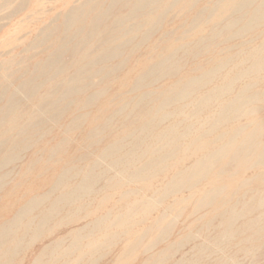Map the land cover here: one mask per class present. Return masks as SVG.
Segmentation results:
<instances>
[{
  "label": "bare ground",
  "instance_id": "1",
  "mask_svg": "<svg viewBox=\"0 0 264 264\" xmlns=\"http://www.w3.org/2000/svg\"><path fill=\"white\" fill-rule=\"evenodd\" d=\"M176 1L91 0L65 18L61 28L45 36L43 41L50 42V48L44 59L31 69L34 77L22 84L18 92L20 95L7 94L8 89L0 87V103H4L0 107V189L6 183L5 178L13 174V170L8 169L21 160L27 148L41 141L48 132L46 129L49 126H46L49 123H58L68 111V108H61V102L89 92L93 94L87 97L84 108L95 106L107 91L99 92L95 88L103 81L108 82L111 76L123 72L127 62L114 67L107 64L127 53L131 56L147 43ZM217 10L215 7L209 12L204 8L189 26L184 24L183 27H190L193 31L198 22H207V18L215 16ZM205 11L208 17L202 16ZM231 11L232 16L224 22H213V31L190 42L189 47L181 46L170 53L162 49V53L158 54L161 58L159 62L157 59V63H147L148 66H142L141 72H134L136 78L131 93H139L164 78L177 77L185 70L193 50L204 52L212 47L211 44L219 43L223 36H229L228 42L246 36H251L250 40L237 46V52L218 68L179 79L161 93H141L131 103H125L124 107L120 105L122 108L119 111L120 106L117 105L118 112L115 111L102 125L93 126L86 136L88 139L113 135L112 138L117 137L116 141L104 146L97 156L91 153L94 160L88 154L79 156L78 162L91 161H85V166L82 163L76 168L67 169L66 166L49 192L28 200L14 218L0 228V264H17V257L36 239L52 234L55 228L91 215L87 211L91 204L98 202L99 208L101 202L115 192L118 194L123 187L135 183L140 190L131 193H140L139 201L127 203L118 211L109 212L75 229L64 239L55 241L35 263L52 264L51 259L59 256L55 260L58 263L61 258L75 256L77 264H94L99 259V253L101 255L103 250L127 234L125 230L129 224L142 223L137 220H144L163 200L189 190L187 188L195 180H204L208 171L218 168V174L225 175L226 161L237 162L231 166L233 169L249 170L264 166V121H250L253 108L264 103V0H245L234 5ZM133 20H143L149 30L145 32L138 25L130 27L129 23ZM107 29H111V33L107 40L102 41ZM122 35L127 40L120 45L117 40ZM164 37L172 35L164 34ZM98 40L102 41L101 45L94 48L93 43ZM200 54L194 56L192 63ZM65 56L71 58L70 63L64 62ZM51 73L55 78L45 80V76ZM100 75H103L101 81L88 83V80ZM44 86L45 93L39 95L38 91ZM62 88L66 92L59 98ZM56 95L57 100L54 99ZM29 102L35 104L31 106ZM87 116L74 118L66 127L79 129ZM115 123L120 128L132 127V130L114 134L117 131H113ZM8 133L13 137L5 140ZM97 141H93V146L99 145ZM54 156L50 155L48 159ZM179 156L195 161L182 167L184 170L176 176L169 180L166 178L167 182L160 188L152 187L159 176L175 170L180 163ZM147 180L151 183L143 188L137 184L144 185ZM244 186L251 187L252 184L246 182ZM259 189H246L249 194L241 196L234 207L218 217L223 223L213 226H222L224 231L208 239L209 243L198 245L189 259L176 264H242L243 259L253 260L249 264H258L256 260L261 251L264 262V190ZM151 191L152 195L148 196ZM220 192L221 189L212 197H206L214 201ZM147 196L150 199H144ZM99 197L104 199L99 201ZM121 198H125L124 193H121ZM254 212L256 214L252 216ZM209 226L212 225L204 228L210 231ZM187 239L190 242L194 238ZM67 242L71 243L67 245ZM76 263L64 261L61 264Z\"/></svg>",
  "mask_w": 264,
  "mask_h": 264
},
{
  "label": "rangeland",
  "instance_id": "2",
  "mask_svg": "<svg viewBox=\"0 0 264 264\" xmlns=\"http://www.w3.org/2000/svg\"><path fill=\"white\" fill-rule=\"evenodd\" d=\"M90 1L91 0H0V87L7 88V94H19V88L22 84L30 81L34 77L31 73V69L44 59L45 53L50 48V42H46V40L45 42L43 41L45 36L61 28L65 18L73 11L81 9ZM166 1L168 2V0ZM221 1L177 0L173 4L172 9L165 15L166 17L162 19V25L158 28L156 34H154L147 43H144L143 46L135 52L136 54L134 53L132 54L133 56H129L127 53L107 64V66L114 67L127 62L123 72L111 76L112 78H110L108 82L103 81L102 84L100 83V86L95 88V90L97 89L99 92H103L107 89L105 92L106 94H103L101 98H99L95 106L84 108L87 97L93 94L89 92L85 94L86 97L84 95L81 97L73 96L61 102L62 109L68 108V111L64 114L62 119L58 123H49L46 126V128L49 127L46 129L48 132L43 137L44 139L42 138L41 141L39 140L34 147L27 148L28 150L22 154L21 160H18L12 168L10 167L8 169L13 170V174L10 178H8L9 176L6 178L4 176L6 183L0 189V228L9 222V220L11 221L20 211V208L27 204L28 200L34 196L36 197L40 194L49 192L66 166L67 169L76 168L83 165L82 163H84L83 166H85L92 158L93 160L95 159L93 156H90L91 153H96L94 156H97L98 152L105 148L104 146L107 147L112 144V142L114 143V141H116L117 137L115 136L116 138H112L113 135L106 138L101 137L103 139H88L86 136L96 125H102L106 119L113 116L120 108L131 103L135 96L141 93H161L169 86L175 84L176 81H179V79L193 77L202 72L207 73L212 69L218 68L226 62L227 58L233 56L237 52V46H241L243 43L250 40L251 36H246L245 38L228 42L229 36H223L219 39V43L211 44L212 47L204 52L193 50L190 54L191 57H188V62L184 68L185 70L177 77L164 78L156 85L144 89L139 93H131L136 78L134 72H138L139 70L141 72L142 66H148L149 63H157V59L159 62L161 58H159L158 54L160 52L162 53V49L170 53L181 46H186V48L189 47L188 45L190 42H195L213 31L211 25L213 22H224L229 16H232V7L245 0ZM215 7L218 9L215 16L207 18V22H198L195 30L190 31V27H183L184 24L189 26L191 22H193L192 20L199 14L200 10L207 8L210 12V10ZM202 16L208 17L209 14L205 11ZM134 25L142 27L145 32L149 30L148 27L145 26L143 20H133L129 23L130 27ZM110 33L111 29H107L104 32V39L102 41L107 40ZM164 34H171L172 37H164ZM126 40L127 37L122 35L118 38L117 42L123 45ZM102 41H94V48L100 46ZM197 53L201 54L192 63ZM64 62L66 64L70 63L71 58L65 56ZM198 70L199 72H196ZM105 72L107 71L105 70ZM70 75L71 74H69V76ZM54 78L55 76L52 73L45 76V80ZM56 78H58V76ZM102 79L103 75H100L88 80V83L92 84ZM122 79L129 84L126 82V85L125 81H122ZM117 80L120 84L117 83ZM123 84L125 87H123ZM120 90L121 93H119ZM45 91L44 86L38 91V94L43 95ZM65 92L66 89L62 88V90L59 91V98L64 96ZM57 98L58 95H56L54 99L57 100ZM7 100L8 97L5 101ZM102 100L104 101V105L102 104ZM31 104L33 105L35 102H31L30 105ZM3 105L4 103H0V107ZM117 105L118 107L120 105L122 107L120 106L118 108ZM253 109L255 110L251 115L250 121H264V103L256 105ZM106 113L107 116H105ZM110 113L112 115H110ZM81 115L88 116L79 129H68L66 127L74 118ZM90 115L92 116L91 118ZM91 121H93L94 124H90ZM113 125V131L117 130L114 134L126 133L132 130V127L128 128V126L120 128V125L117 123ZM116 127L117 129H115ZM7 135L9 136H5V140L13 137V135L9 133ZM95 140H98L97 142L99 145L93 146V141ZM81 145L83 146L81 147ZM76 148L78 150H76ZM87 154L91 160H85L86 162L88 161L87 163H85V161L78 162L80 159L78 158L79 156H85ZM50 155L55 156L52 159H48ZM182 157L183 156H179L180 163L175 170H171L159 176V179L152 183V187H155V189L157 187L160 188L167 182L165 181L166 178L169 180L176 176L181 170H184L182 167L190 166L195 161L194 159L188 158L182 159ZM226 162L228 164L225 167V175H219L218 168L212 172L208 171L205 173L207 176L204 177V180L200 182L195 180L193 185L187 188L189 190H184L163 200L160 206L153 208L150 213L144 217L145 219L143 218L144 220H137L143 221L142 223L129 224L127 230H125L127 234L121 240L113 242V244L109 246L110 248L103 250L101 253L102 256L99 253V259L94 264H176L181 260L189 259L191 252H193L198 245L205 244L206 242L209 243L208 239L224 231V229L221 228L222 226H218L220 227L219 229L213 226L223 223V220L218 219V217L224 215L228 209L234 207L241 196L249 194L246 189L256 190V188H260V191L264 190V179L262 177L264 176V166L242 170L237 167L235 169L231 167L237 162ZM6 172L9 173V171ZM147 181L148 183L143 182L144 185L137 184L143 188L144 186L150 185L151 181ZM246 182L251 183L252 186H244ZM219 189H221V192L217 198H215L214 201H209L211 198L207 197H212ZM122 190L123 191L118 194L115 192L106 201L101 202L99 208L98 202H95V205L91 204L89 209H87L88 213H92L91 215L83 219L81 218L80 220H75L71 224L60 226L57 229L55 228L52 234L43 235L36 239L27 250L21 252L17 257V264H35L42 258L41 255L44 254L55 241L64 239L70 232L72 233L75 229L82 228L86 224L93 222L95 219L109 212L118 211L119 208H123L127 203L140 200V193H131L132 191L140 190L135 183L128 184L123 187ZM260 191L257 190V192ZM121 193L125 194L124 199L121 198ZM152 193L151 191L147 195L150 196ZM148 196L144 199H150ZM248 197L249 195H247V198ZM101 199H104V197H99L97 200L100 201ZM86 203L88 204L89 201H86ZM255 214L256 212L251 215L254 216ZM83 216H85V214H83ZM161 217L164 218L162 219ZM225 221L226 220H224V222ZM208 225H212L208 227L210 231L204 228ZM210 233L213 235L209 236ZM190 237L194 239L189 242L187 238ZM69 243L71 242H67V245H69ZM182 243L183 247H181ZM46 253L47 251L45 254ZM262 253L261 251L256 260L258 264H264L261 258ZM162 254L165 256H162ZM58 257L59 256H54L51 259L52 264H61L64 261L76 263L75 256H72L70 259L61 258V261L57 263L55 260H57ZM238 258L240 259L241 257ZM250 262H253V260L243 259L241 261L242 264H249ZM203 263L205 262L203 261Z\"/></svg>",
  "mask_w": 264,
  "mask_h": 264
}]
</instances>
